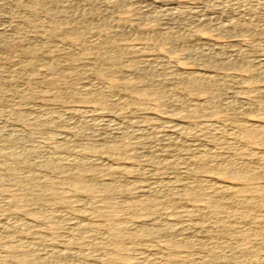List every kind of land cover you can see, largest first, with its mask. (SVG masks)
I'll use <instances>...</instances> for the list:
<instances>
[{"label": "rangeland", "instance_id": "1", "mask_svg": "<svg viewBox=\"0 0 264 264\" xmlns=\"http://www.w3.org/2000/svg\"><path fill=\"white\" fill-rule=\"evenodd\" d=\"M263 103L264 0H0V185L34 189L35 181L6 176L7 167L52 180L86 170L90 200L76 197L75 205L88 210L82 200L102 199L122 211L153 201L159 210H139L144 219L121 235L150 238L158 252H136L130 264L171 251L184 264H211V251L228 253L210 220L212 195L187 187L219 177L200 167L199 154L216 150V164L234 158L218 149V120H264ZM6 195L0 191V264L5 244L31 264H100L66 248L74 223L89 220L52 204L16 215ZM192 209L200 219L188 218Z\"/></svg>", "mask_w": 264, "mask_h": 264}, {"label": "bare ground", "instance_id": "2", "mask_svg": "<svg viewBox=\"0 0 264 264\" xmlns=\"http://www.w3.org/2000/svg\"><path fill=\"white\" fill-rule=\"evenodd\" d=\"M261 106V109L264 110V103ZM220 119L221 120H218V126H220V128L217 130L220 132L218 135L221 139H219L220 142L216 141V143L218 142V149L226 151L229 154H226L225 157H230L232 155L234 158L231 159L227 157L226 160H223V162L221 161L222 163L218 164H216L217 162L209 163V159L216 161L215 158L221 154L216 150L214 151L215 153H213V155H210L208 152V154L203 152V154H199V157L196 156V162L201 165L199 166L204 171H206L207 174L212 173L219 177H212L214 179H211V181H213L212 183H208L205 180V184H203L202 181L196 180L197 182L194 186L189 187L187 185L189 192H186V194L190 193L189 195H191V193H206L207 196L212 195V197H208L212 198V201L210 202L211 204L209 206L212 208L211 211L214 213V216L210 217V220L213 218L212 220H214V226L218 230V234L222 235L224 239H226L225 241H227L228 246H225L226 244H224V246L225 248H228V250H225L228 251V253L225 252L219 256L214 251H209L210 253L208 252L209 254L207 255L208 258L209 256L210 259L214 257L216 259L218 258V261L216 260L214 263L211 262V264H253V261L257 258L258 261L260 259L259 264H264V148H260V145H262L261 143L264 141V120L262 118L248 119L239 115H233L224 118L222 117ZM237 143L240 146H238ZM118 149L119 148L117 145H112L108 150L112 151L111 153H113L117 152ZM7 165L8 164H6V167ZM3 171L6 176L10 177L15 182H22L26 179L27 183L35 181L32 182L35 186L31 192L26 191V189L25 192H21V190L19 191L17 188H3V186L0 185V191H6L7 193V202L12 208L9 210L10 213L18 214V212L23 211L26 213V215L28 214L31 215L30 217H33L32 213L35 208H46V206L48 207L49 204H52L55 206L64 207L66 211H69L70 214L76 218V221L78 219L89 220L88 222L83 221L77 222V224L74 223L75 226H73L74 228L71 229L72 231L69 235L70 238L67 241L68 243H66L68 245L66 247L67 251L69 247L75 245L77 246L76 248H78V250L81 252L86 250L85 252L88 254L86 257L83 255L85 259L88 258L87 260L91 263L100 264H130L131 259L136 252H158V243L156 244L154 240L150 238L127 241L125 239H129V237L126 235L122 237L121 235L122 232H124L127 228L128 223L134 222V218L143 220L144 215H146L144 213L149 212L150 214L152 211L154 213L156 210H159V208L152 210L154 204L152 203L153 201L151 202L150 200L139 199L136 203L129 204L126 209H123L125 212H122L123 210L121 211L116 207L110 206L107 204V202L104 203L101 198V202L99 201L100 203L98 204L96 202L87 203L81 199L84 205L88 204L87 210L80 205H75L74 201L76 197H83L90 200L88 197V195H91L89 187L88 185H85L86 183L84 184L88 176V172L86 170H74L71 175L58 180H52L51 178H46L45 176L37 177L34 174L21 177V175L17 174L8 167L4 168ZM181 183L183 182H180V184ZM209 189H211L210 192L215 193H208L209 191L207 190ZM85 192H87V195ZM31 195L33 196V200L30 201L28 197ZM189 197V199H191V196ZM195 206L198 207V209L201 208L200 211H205L207 208L209 209V207H207L208 205L201 207L197 205ZM144 209L145 212L141 211L144 215L140 214L141 212H139V210ZM196 211L199 212V210ZM186 215L190 220H192L194 216L198 218L197 212H194L193 209L192 211H188ZM40 219H43L40 215L33 218V220H39V222ZM198 219H200V217ZM46 220H48V218ZM194 224L192 223L193 226H195ZM207 225L205 223V225H203L204 228ZM203 226L200 225V227ZM98 236H100V241L96 242ZM8 241H10V239H8ZM186 241L189 243V240L187 239L181 242L187 244ZM2 246L5 247L7 252V255L5 254L6 256L4 264H31V262L29 263L27 260L28 258H25L22 252H19L21 250L14 249L8 244ZM180 253L178 254V252L175 251H171L169 253L165 252L158 254V256L154 258L147 259L146 257V259L147 261L151 260L152 264H184V256L180 255ZM239 257L242 260H240ZM45 260L41 259L37 264H46L47 259ZM151 262L148 263L151 264Z\"/></svg>", "mask_w": 264, "mask_h": 264}]
</instances>
